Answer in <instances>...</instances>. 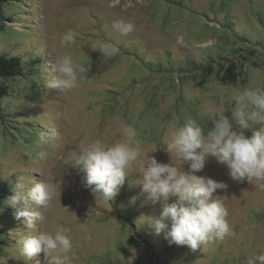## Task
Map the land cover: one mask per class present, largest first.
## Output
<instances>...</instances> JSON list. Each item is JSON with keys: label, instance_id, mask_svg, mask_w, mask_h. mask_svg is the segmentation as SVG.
Here are the masks:
<instances>
[{"label": "rangeland", "instance_id": "374dc122", "mask_svg": "<svg viewBox=\"0 0 264 264\" xmlns=\"http://www.w3.org/2000/svg\"><path fill=\"white\" fill-rule=\"evenodd\" d=\"M262 1L17 0L13 14L12 5L2 2L0 52L22 55V68L31 73L0 80L6 90L1 97L4 111L18 121L0 117V178L13 189L17 181L26 187L38 180L60 186L59 198H54L46 221L37 228L70 229L69 264H152L153 260L158 264L159 259L173 264L177 256L167 251L163 234H155L143 222L153 234L156 253L150 256L149 247L135 233L137 227L114 213L117 206L133 209L132 198L148 196L139 183L138 165L118 194L106 201L84 185L74 159L82 146L96 139L107 143L123 139L121 126L132 125L142 151L156 148L149 154L167 163L175 159L165 150L168 130L192 119L207 132L213 114L230 115L238 91L264 88V25L258 18L264 19ZM118 20L133 23L134 30L122 33L114 26ZM244 22L260 32L261 43L253 42L255 33L250 34L251 43L240 39L251 31ZM69 30L75 40L64 45L61 38ZM232 50H238V58L229 56ZM225 53L233 64L223 59ZM65 55L87 71L76 88L51 89L47 83L56 77L54 68ZM209 59L213 63L208 73L194 66ZM196 174L227 185L214 195L228 210L230 234L211 248L217 251L222 241L224 258L236 263L241 262L242 249L248 260L264 253V181H234L227 167L211 156ZM147 200L136 211L138 222L158 215L159 204ZM0 226L6 230L0 238V264H34L36 259L46 264L43 253L31 259L23 256L19 241L34 233L22 218H15L10 205L0 208ZM180 248L199 258L198 264L211 263L204 247L192 250L176 244Z\"/></svg>", "mask_w": 264, "mask_h": 264}, {"label": "clouds", "instance_id": "9594fccd", "mask_svg": "<svg viewBox=\"0 0 264 264\" xmlns=\"http://www.w3.org/2000/svg\"><path fill=\"white\" fill-rule=\"evenodd\" d=\"M114 26L124 34L135 28L133 23L123 20L116 21ZM74 40L75 33L69 30L61 43L67 45ZM115 51L113 47L112 52ZM54 71L57 75L47 86L72 90L87 69L74 64L71 55H65ZM233 100L235 107L230 115L213 114L212 127L207 132L192 119L168 130L165 150L174 154L175 159L170 158L167 163L149 154L156 148L142 151L134 126L122 125L123 139L114 143L96 139L82 146L74 159V167L83 172V183L95 196L99 194L110 201L118 194L133 166L138 165L142 190L153 204H159L158 215L144 217L141 222L148 223L155 234H163L170 244L187 245L192 250L223 240L230 234L228 210L214 193L226 189L227 185L196 173L211 156L227 167L234 181H264V88L238 91ZM249 130L251 135H246ZM59 194L60 186L51 181L38 180L27 187L17 181L6 199L15 209V218H22L25 228L34 233L22 236L19 241L27 259L43 253L46 264H69L68 254L73 247L70 229L62 225L52 232L37 228L46 221L45 213ZM34 264H40V260L36 259ZM249 264H264V253L249 260Z\"/></svg>", "mask_w": 264, "mask_h": 264}, {"label": "trees", "instance_id": "16d2710c", "mask_svg": "<svg viewBox=\"0 0 264 264\" xmlns=\"http://www.w3.org/2000/svg\"><path fill=\"white\" fill-rule=\"evenodd\" d=\"M2 2H8L10 5H12V7L9 9V13L13 14V13H16L17 12V8H15L13 5H14V2H17V0H0V6L3 4ZM262 7H264V0L262 1ZM258 18H259V21L261 22V25L263 26L264 25V19L258 15ZM6 21H12L11 18H7ZM246 21V20H244ZM2 22L1 19H0V25H2ZM245 23V26L247 25L248 22H244ZM242 23L241 25L243 26ZM246 29H250L251 31H249L247 33L246 36H242L240 37L241 40H246L247 42L251 43V40L249 38H251L252 36L250 34L252 33H255L257 35V39L253 42H257V41H260V43L262 42L261 40V34L260 32L258 31H255L254 29L252 28H248L246 26ZM235 35H237L234 31H232ZM100 37H104V34L100 33ZM106 37V36H105ZM238 53V50H232L231 51V54L229 52V56L231 55H235ZM227 54L225 53L224 54V60L225 61H228L229 62V65L233 64L234 61H232V59H229L228 57H226ZM236 58H238L236 56ZM238 60V59H237ZM28 61H32V60H28ZM23 63H25L23 60H22V55L20 54H9L7 52H0V80H11V79H16L17 76H21V75H25V74H29L31 73V70H28V71H25L24 72V69L22 68V65ZM212 63H213V60H208L207 62L205 61V63H199L198 65L194 64V66L196 68H200L201 70H203L204 73H207L211 71L212 69ZM193 66V64H191ZM230 67V66H229ZM36 69V68H35ZM35 71V70H34ZM40 74V73H39ZM6 90H4V85L0 83V117L3 119V120H6V121H10L12 123H18L17 120L15 119H11V118H8V117H12V115H7L4 111V108L2 106V96L3 94L5 93ZM28 121L27 123L28 124H34V121L33 122H30ZM36 122V121H35ZM37 127L39 126L40 128H42L43 126L40 124V125H36ZM13 192V186L5 179L3 178H0V208H7L9 209V205L6 202V199L8 196H10ZM147 198L148 196L143 194L141 196V199L138 197V198H132L131 199V203L133 206V209L130 208V207H125L122 209L121 207L117 206L116 210H115V214L120 218L122 219L123 221H127L130 225L134 226V227H137V231L135 232L139 239L149 247V255L152 256L153 254L156 253L155 250H153V246L154 244L152 245L151 244V235H153L149 228H145V223L141 222V221H137L138 219V216L139 214H136V211H140L142 208V206L144 205H147ZM139 213V212H138ZM137 217H136V216ZM6 233V230L4 227L0 226V238ZM161 238V236L159 237ZM154 239V238H153ZM223 241V240H222ZM221 241L220 243V246L218 247L217 251L212 249L211 246L212 244L214 243H217V242H220V241H213L212 243L208 242V243H205L199 247H204V249H206V253H204L205 257H208V260L207 261H211L210 264H243V261H249L248 258H247V255H245V251L242 249V253H241V262L239 263H236L235 261L234 262H227L224 258V243ZM167 251L170 253L172 252L173 254H176L177 258L173 261V264H198L201 260H199V258L195 257V256H192V255H189L188 252L184 249L182 250L181 248L180 249H176V244L175 243H169L167 241ZM198 247V248H199ZM176 249V250H175ZM176 252H175V251ZM1 250H0V254H1ZM209 263V262H208ZM152 264H157V262L155 263L154 260H153V263ZM158 264H172V263H162V261L159 259L158 260Z\"/></svg>", "mask_w": 264, "mask_h": 264}]
</instances>
